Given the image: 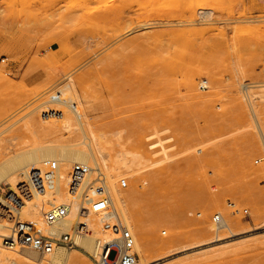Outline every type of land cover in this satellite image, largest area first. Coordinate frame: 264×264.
<instances>
[{
	"label": "rangeland",
	"instance_id": "1",
	"mask_svg": "<svg viewBox=\"0 0 264 264\" xmlns=\"http://www.w3.org/2000/svg\"><path fill=\"white\" fill-rule=\"evenodd\" d=\"M69 74L77 96L87 92L79 108L123 144L145 135L160 159L162 146L173 153L182 141L183 154L137 205L154 245L217 212L242 219L235 233L215 226L148 264H264L255 210L264 205V144L243 91L264 83V0H0V157L39 140L12 136ZM254 109L264 124V100ZM213 197L220 209L203 202Z\"/></svg>",
	"mask_w": 264,
	"mask_h": 264
},
{
	"label": "bare ground",
	"instance_id": "2",
	"mask_svg": "<svg viewBox=\"0 0 264 264\" xmlns=\"http://www.w3.org/2000/svg\"><path fill=\"white\" fill-rule=\"evenodd\" d=\"M211 17L210 11L202 10L199 19L207 22ZM255 70L257 68L253 65L250 71L255 73ZM73 78L70 74L66 76L64 79L68 80L50 93L49 97L55 94V91L60 93L64 98L77 103L78 113L55 106L62 110V113L56 117L42 116L43 119H39L34 111L41 104L45 106L49 98L28 111L29 116L23 122L19 132L13 133L12 139H17L28 133V135L39 138V140L26 147H16L6 157L3 155L0 157V193L5 191L2 185H8L12 192L11 197H22L19 191V188L23 186L21 183L26 181L32 169H39L45 160L56 159L59 161L61 167L60 188L66 186L67 171L70 166L76 162L85 163L92 167H99L105 172L112 203L135 236V248L138 252L137 264H148L154 252L165 253L169 251L168 248L184 239L210 234L216 225L207 223V218H203L197 222H192L194 226L190 233L161 239L156 245L152 243L150 232L143 223L142 210L137 205L147 199L149 186H153L157 179L162 178L168 170L173 168L175 155L183 154V149L180 148L182 141H180L179 149L173 153L169 151L168 146H162L159 151L162 152L163 156L160 159L154 158V154L158 151L153 150L155 144L146 142L147 136L145 135L136 136L131 132L126 145L123 144L122 135L119 131L109 132L102 123L97 121L96 116H91L87 110L79 108V105H82L79 98L83 97L87 100V92L84 90L82 95L78 97L74 89L76 86H73ZM205 83L206 81L203 80L200 82L201 85H205ZM243 88L245 94L242 93V95L244 94V98L248 99L252 105V118L264 144V124L257 117L254 109V105L264 100V83L250 82L245 84ZM67 94L71 97L68 98ZM240 103H243V100ZM171 137L169 136L167 140H171ZM171 146L173 144L169 145V147ZM91 161L94 164H91ZM155 164L161 166L155 169V174H152L150 171ZM262 174L264 177V171ZM122 177L130 179L131 183L128 188L119 186L118 180ZM140 186L142 189H139ZM57 198L63 201L69 199L64 188L58 192ZM23 200L24 204L20 210L21 219L34 220L40 223L43 198L35 195L34 197H23ZM203 202L209 207L220 209L224 200L220 197H213L204 199ZM7 206L8 201L0 194V210L3 211V207L5 210L4 213L0 211V264H95L93 257L96 255L97 239L108 235V231L104 230L99 222V214L90 211L85 218H81L87 222L90 232L77 236V247L73 249V252L66 251L62 246H56L50 252L40 254L20 242L19 237L11 233L14 219L5 209ZM78 209V204L73 203L69 212L70 222H74L78 218ZM255 210L258 213L257 219L264 220V205L257 204ZM160 215L164 218L167 214L160 213ZM157 216L159 218V215ZM223 218L222 227L229 228L233 233L243 226L242 219L239 217H231L229 214V216L224 215ZM60 227L68 230L70 225L66 224ZM220 228L216 227L218 230ZM7 239L9 241H6Z\"/></svg>",
	"mask_w": 264,
	"mask_h": 264
},
{
	"label": "built area",
	"instance_id": "3",
	"mask_svg": "<svg viewBox=\"0 0 264 264\" xmlns=\"http://www.w3.org/2000/svg\"><path fill=\"white\" fill-rule=\"evenodd\" d=\"M58 105L78 113L77 103L56 92L45 103L42 116L56 117L62 113V110L57 108ZM60 175L59 161L45 160L39 169H32L26 181L21 183L23 186L19 191L22 197L13 198L10 196L12 192L6 196L8 206L5 208L14 219L11 233L18 236L20 242L40 254L50 252L56 246L75 248L77 236L90 232L87 222L81 218H85L86 214L93 211L99 214L102 228L108 231L107 237L97 239L96 255L93 257L95 264H137L135 236L112 203L105 172L99 167L76 162L67 171L66 186L61 188ZM121 186L126 187L127 181H123ZM63 188L69 198L67 201L57 198L58 192ZM35 195L43 198L40 223L20 217L21 206L24 204L23 197ZM73 203L78 204V218L70 222L69 212ZM243 213L248 215V210L244 209ZM212 220L219 228L224 223L220 212L215 213ZM66 224L70 225L68 230L60 227Z\"/></svg>",
	"mask_w": 264,
	"mask_h": 264
}]
</instances>
